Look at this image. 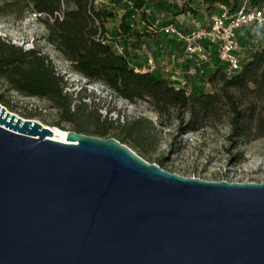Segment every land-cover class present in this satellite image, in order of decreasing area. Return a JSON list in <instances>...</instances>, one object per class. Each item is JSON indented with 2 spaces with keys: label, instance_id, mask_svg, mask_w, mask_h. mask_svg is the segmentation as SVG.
Wrapping results in <instances>:
<instances>
[{
  "label": "water",
  "instance_id": "water-1",
  "mask_svg": "<svg viewBox=\"0 0 264 264\" xmlns=\"http://www.w3.org/2000/svg\"><path fill=\"white\" fill-rule=\"evenodd\" d=\"M0 103V264H264V181L149 163Z\"/></svg>",
  "mask_w": 264,
  "mask_h": 264
},
{
  "label": "trees",
  "instance_id": "trees-1",
  "mask_svg": "<svg viewBox=\"0 0 264 264\" xmlns=\"http://www.w3.org/2000/svg\"><path fill=\"white\" fill-rule=\"evenodd\" d=\"M95 1L26 0L33 13L43 17L47 41L74 71L88 81L103 84L111 93L129 102H147L166 122L177 119L179 133L197 129L206 120L218 122L226 117L230 140L264 136V50L254 51L238 72L227 74L222 69H214L208 77L212 92L187 93L183 88H175L168 78L136 71L128 57L114 49L110 44L113 39L107 36L106 22L115 14L95 8ZM154 1L161 0H125L129 9L120 16L118 34L123 37L133 34L142 39L153 37L154 33L149 30L139 32L130 27L126 16ZM251 1L252 5L258 4V0ZM201 3L207 12L215 11L217 4L227 8L237 6V0H201ZM187 11L196 13L193 7L184 5L181 13ZM141 14L146 21V13ZM147 24L152 29L153 25ZM0 76L20 93L46 98L57 108L63 121L72 124L75 131L87 133L86 125L78 119L87 109L88 104L83 100L87 94L76 98L67 92L68 82L57 73L51 59L38 49H24L0 37ZM151 128L148 121L137 118L123 125L114 138L122 143L129 139L141 146L139 135ZM106 131V127L98 124L92 134L104 136Z\"/></svg>",
  "mask_w": 264,
  "mask_h": 264
},
{
  "label": "rangeland",
  "instance_id": "rangeland-1",
  "mask_svg": "<svg viewBox=\"0 0 264 264\" xmlns=\"http://www.w3.org/2000/svg\"><path fill=\"white\" fill-rule=\"evenodd\" d=\"M243 2L245 5L253 4L251 0H237L236 5L239 6ZM258 3L264 6V0H258ZM62 5L67 6L66 2ZM184 5L198 8L197 16L207 13L206 6L201 0H161L147 2L141 11L128 12L126 23L141 32L149 30L154 36L159 33L168 36L163 30L164 26L173 22L176 15L181 14ZM94 6L115 14L114 17L107 19V36L113 39L110 43L112 47L126 55L130 62L131 53L136 48L135 38L139 41L145 40L143 55L149 51L153 52V48L160 47L159 43L165 40L159 35L150 39H142L135 35L133 37V34L120 36L118 34L120 16L129 9L125 0H96ZM221 6L217 4L213 10H221ZM142 12L146 13L147 22L142 19ZM147 23H151L153 28H149ZM46 33L43 17L34 16L31 5L26 0H0V37L1 34L6 35L7 38H1L12 44L16 41L15 45L18 46H22L21 42H32L34 48L51 59L57 73L68 82L65 88L67 92L76 98L87 94L83 99L88 104L87 109L78 117L86 125V134L94 135L92 131L100 124L107 128L106 134L100 137H115L120 134L123 125L140 118L151 124V130L143 131L139 135L138 141L141 146L135 145L129 139L124 144L149 163H156L164 170L179 175L208 180L264 181V136L246 137L234 142L228 137L230 125L226 117L218 122L206 120L197 129L179 133L177 119L166 122L147 102H129L111 93L103 84L88 81L74 71L56 47L47 41ZM261 35L258 33L255 38L260 40ZM212 71L213 69L210 70L209 76ZM206 82L208 85L202 92L196 94L213 91L208 78ZM0 103L20 117L35 119L63 130H74L72 124L61 119L59 111L49 100L20 93L1 76Z\"/></svg>",
  "mask_w": 264,
  "mask_h": 264
},
{
  "label": "built area",
  "instance_id": "built-area-1",
  "mask_svg": "<svg viewBox=\"0 0 264 264\" xmlns=\"http://www.w3.org/2000/svg\"><path fill=\"white\" fill-rule=\"evenodd\" d=\"M221 7V10L207 12L200 19L197 17L198 8L193 7L195 14L185 12L190 19L187 25L185 22L172 20L173 22L164 26L163 30L193 59V63L186 67L182 76L177 79L168 78L175 88L195 93L191 82L204 78V64L210 65L213 70L222 69L227 74L235 73L242 69L254 51L264 50V39L255 38L258 33L264 34L263 5H245L243 2L236 7ZM55 14L61 16L60 13ZM39 15L40 13H34V16ZM1 37L7 38L2 34ZM13 43L16 44V41ZM20 45L24 49L34 48L32 42H21ZM133 66L136 71L151 72L157 77H164L163 74L169 72L166 66L156 71L155 58L151 53L147 55L145 65Z\"/></svg>",
  "mask_w": 264,
  "mask_h": 264
},
{
  "label": "crops",
  "instance_id": "crops-1",
  "mask_svg": "<svg viewBox=\"0 0 264 264\" xmlns=\"http://www.w3.org/2000/svg\"><path fill=\"white\" fill-rule=\"evenodd\" d=\"M192 6H194V5H192ZM197 15H198V12H197ZM202 15H204V14L197 16L198 19H200L202 17ZM183 16H185V17H183ZM173 20H175L179 23L185 22L184 23L185 25H187L188 22L190 21V19L188 17H186V13H181L179 15H176L173 18ZM136 30L140 31L139 29H136ZM158 35L163 36V38H165L164 42L159 43L160 47L155 46L153 48V52L149 51V52H147L146 55H143V50H144V43L143 42H145V40L139 41L137 38H135L134 45L136 46V48H134L132 53H131V58H132L131 63H132V65H135L138 67L143 66L146 64L147 55L149 53H151V55H153L155 58V63L157 66L156 71L158 72V71H160V69L163 66H166V67H168L169 72L167 74H163V76L166 78L173 77V78L177 79L183 75L186 67L193 63V59L184 53L182 47L171 36H169V35L167 36L165 33H159L156 36H153L151 38H154V37L157 38ZM133 37H134V35H133ZM129 39H131V38L129 37ZM146 39H150V38H146ZM262 39H264V34L261 35V40ZM204 67H205V71H206L204 78L203 79H196V80H193L191 82V87L195 93H197L199 91L202 92L203 88H205L208 85L206 80L209 76V73H210V70L212 69V67L210 65H207V64H204Z\"/></svg>",
  "mask_w": 264,
  "mask_h": 264
},
{
  "label": "bare ground",
  "instance_id": "bare-ground-1",
  "mask_svg": "<svg viewBox=\"0 0 264 264\" xmlns=\"http://www.w3.org/2000/svg\"><path fill=\"white\" fill-rule=\"evenodd\" d=\"M57 127V126H55ZM53 130L55 131V134H54V137L57 139V140H64V135H65V131L66 130H63L59 127H57L56 129L53 128Z\"/></svg>",
  "mask_w": 264,
  "mask_h": 264
}]
</instances>
